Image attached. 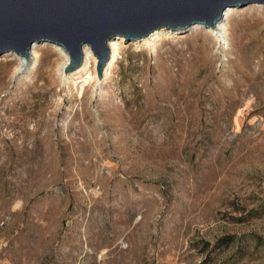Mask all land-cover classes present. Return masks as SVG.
Listing matches in <instances>:
<instances>
[{
	"label": "rangeland",
	"instance_id": "1",
	"mask_svg": "<svg viewBox=\"0 0 264 264\" xmlns=\"http://www.w3.org/2000/svg\"><path fill=\"white\" fill-rule=\"evenodd\" d=\"M237 10L220 45L114 39L100 80L0 57V264H264V7Z\"/></svg>",
	"mask_w": 264,
	"mask_h": 264
},
{
	"label": "water",
	"instance_id": "2",
	"mask_svg": "<svg viewBox=\"0 0 264 264\" xmlns=\"http://www.w3.org/2000/svg\"><path fill=\"white\" fill-rule=\"evenodd\" d=\"M249 5L264 6V0H0V57L27 58L34 44L47 43L66 51L65 73H72L83 63L85 46L100 80L109 41H138L160 29L181 34L193 26L213 28L226 9Z\"/></svg>",
	"mask_w": 264,
	"mask_h": 264
},
{
	"label": "bare ground",
	"instance_id": "3",
	"mask_svg": "<svg viewBox=\"0 0 264 264\" xmlns=\"http://www.w3.org/2000/svg\"><path fill=\"white\" fill-rule=\"evenodd\" d=\"M252 6V5H249ZM262 5H253V7H260ZM264 7V6H262ZM238 12L237 9L235 8H228L223 12L222 18L221 20L213 27V28H209L208 31L212 34V36L215 38V40H217V42L220 43L222 41H224V31L225 29V22L227 20H229L231 18V16L235 13ZM194 27V26H193ZM199 27V26H198ZM196 28V27H195ZM169 34V31H164L163 29L154 31L153 33H151L150 35H148L147 37H144L142 39H140L139 43H143V44H147L150 45L152 42H155L156 40L162 39L163 37H166ZM226 39V38H225ZM115 45L116 43H114L113 40L109 41L107 43V46L111 52L110 55V61L106 64V67L104 68V72H103V76H106V71L109 68V66L111 65V63L114 60L115 57ZM37 47L36 44H34L31 49L28 51L27 53V58L24 56H17V61H18V66L16 67V69L14 70V75L13 78L17 79L19 78V76L25 74V73H29V71H31V67L33 65V63L35 62V48ZM55 50L58 52V54L63 58V62L58 66L57 68V72L60 78H67V76H72L73 74H78L81 71L85 70L88 62L93 59L94 61L96 60L95 57L92 55L91 51L89 48L87 47H83L82 51H83V63L82 65L74 72L72 73H65V69L69 66V56L66 53V51L61 48V47H56L55 46ZM96 64H97V60H96ZM97 78V77H96ZM98 79V78H97ZM99 80V79H98Z\"/></svg>",
	"mask_w": 264,
	"mask_h": 264
}]
</instances>
